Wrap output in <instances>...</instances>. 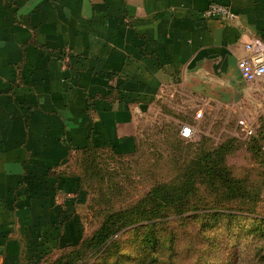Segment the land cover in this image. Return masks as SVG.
<instances>
[{"label":"crops","instance_id":"1","mask_svg":"<svg viewBox=\"0 0 264 264\" xmlns=\"http://www.w3.org/2000/svg\"><path fill=\"white\" fill-rule=\"evenodd\" d=\"M211 3L236 19H204ZM264 0H0V264H43L83 237L72 162L128 157L169 91L245 112V44Z\"/></svg>","mask_w":264,"mask_h":264},{"label":"rangeland","instance_id":"2","mask_svg":"<svg viewBox=\"0 0 264 264\" xmlns=\"http://www.w3.org/2000/svg\"><path fill=\"white\" fill-rule=\"evenodd\" d=\"M245 106V112L238 114L252 125L251 137L239 132L237 116L228 107L208 109L206 104L189 99L184 91L167 92L144 122L134 155L120 159L106 153L95 155L97 173L88 176L83 185L87 192L82 211L83 238L93 233L107 213L130 207L155 183L171 181L176 165L182 166L203 149L214 150L228 143L231 148L225 166L230 177L241 181L244 196L228 200L222 186H198L189 199L190 210L171 216L168 224L157 230L164 231L162 235L175 232L176 237L181 236L179 246H194L198 255L203 254L198 263L179 252V264H264V99H250ZM198 112L200 118H196ZM184 126L192 129L191 137L186 139L179 136ZM78 170L82 175L81 168ZM132 230L125 228L114 237L116 253L111 249L107 256H92L86 264H114L120 256L135 252L140 237ZM60 250L51 261L60 256ZM123 264L129 262L123 259Z\"/></svg>","mask_w":264,"mask_h":264},{"label":"trees","instance_id":"3","mask_svg":"<svg viewBox=\"0 0 264 264\" xmlns=\"http://www.w3.org/2000/svg\"><path fill=\"white\" fill-rule=\"evenodd\" d=\"M230 148V144L223 143L214 150L203 149L190 156L182 166L176 165L174 168L176 175L171 181L157 182L130 207L107 213L89 237H82L78 244L61 249L62 252L57 259L51 261L52 255L43 264H86L90 257L107 256L111 249H113L112 253H116L114 237L123 229L130 227L132 231H136L135 235L140 237L138 246L134 249L135 252L131 250L126 256H120L114 264H123V259L129 264H179V252L184 257L190 255L195 262L201 263L203 254L198 255L194 246H179L181 236L176 237L175 232L162 235L164 231L157 228L168 224L167 219L171 216H179L190 210H188V202L198 186L205 185L209 189L222 186L225 188L228 200L244 196L241 193V181L230 177L225 166V156ZM99 153L122 158L95 149L85 150L77 155L71 173L77 176L80 188L86 194L84 183L88 180V176H93V172L97 173L95 155ZM187 157L188 155L183 159ZM181 158L179 156V160ZM79 168L82 170V175L79 173ZM204 238L209 239L207 235ZM68 247L71 248L69 252L66 250ZM187 247L188 250L185 249ZM130 255L135 256L129 258Z\"/></svg>","mask_w":264,"mask_h":264},{"label":"built area","instance_id":"4","mask_svg":"<svg viewBox=\"0 0 264 264\" xmlns=\"http://www.w3.org/2000/svg\"><path fill=\"white\" fill-rule=\"evenodd\" d=\"M204 19H218L226 23H231L236 16L231 12L230 8L225 4L211 3L207 9L202 13ZM246 57L237 62V70L240 78L245 83H255L264 80V43L259 40H253L244 46ZM210 109L209 107H207ZM230 113L237 116L236 127L239 132L245 136L250 137L253 134L252 125L238 113L239 110L231 109ZM202 116L201 112L196 114V118ZM182 138H189L192 135V129L184 126L179 132Z\"/></svg>","mask_w":264,"mask_h":264},{"label":"water","instance_id":"5","mask_svg":"<svg viewBox=\"0 0 264 264\" xmlns=\"http://www.w3.org/2000/svg\"><path fill=\"white\" fill-rule=\"evenodd\" d=\"M242 80V79H241ZM243 81V80H242ZM244 82V81H243Z\"/></svg>","mask_w":264,"mask_h":264}]
</instances>
